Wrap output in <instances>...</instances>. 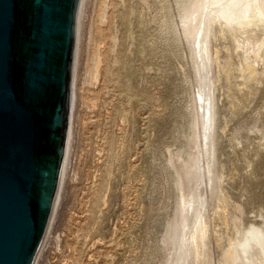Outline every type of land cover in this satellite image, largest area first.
Listing matches in <instances>:
<instances>
[{"label":"rangeland","instance_id":"obj_1","mask_svg":"<svg viewBox=\"0 0 264 264\" xmlns=\"http://www.w3.org/2000/svg\"><path fill=\"white\" fill-rule=\"evenodd\" d=\"M81 5L67 162L34 264H166L157 243L175 206L173 170L184 174L189 159L178 149L194 81L178 10L174 0H83ZM219 54L223 60L222 47ZM225 83L222 73L215 161L221 163L223 193L232 197L228 209L243 199L246 222L258 218L252 205H264V153L253 155L246 168L233 164L228 138L235 123L218 127L229 102ZM243 88L254 95L240 112L264 103L263 88ZM193 146L187 142L186 150ZM209 199L205 243L216 264V239L227 232V210Z\"/></svg>","mask_w":264,"mask_h":264},{"label":"bare ground","instance_id":"obj_2","mask_svg":"<svg viewBox=\"0 0 264 264\" xmlns=\"http://www.w3.org/2000/svg\"><path fill=\"white\" fill-rule=\"evenodd\" d=\"M82 1L79 4L77 28ZM174 4L178 10L179 33L188 49L194 80L190 88L192 110H186V120L181 131L185 140L178 149L179 152H187L189 159L183 175L178 170H173L175 206L172 216L163 226L157 244L164 249L166 264H212L205 243L207 230L204 222L209 197V200L215 201L213 204L224 205L227 210L224 217L227 232L220 237L223 241L216 239V264H264V205H252L256 209L253 216L258 218L246 222L243 218V199L233 202L231 209H228L232 197L223 193L221 163L215 161L214 147L216 90L219 78L224 73L225 89L233 86L235 92L224 93L229 102L225 110L221 111L218 127L221 129L227 123H235L228 138L233 147V164L237 162L246 168L252 163L253 155L258 153L260 157L264 153V103L259 108L256 106L240 112L242 104H246L254 95L253 92L244 90L247 82L248 89H264V0H174ZM161 7L163 8L162 5ZM169 29V37L175 46L171 22ZM220 40L222 45L218 42ZM221 47L224 49L223 60L219 54ZM236 94L242 95L241 100ZM70 98L71 111L72 80ZM70 133L69 122L53 209L34 260L44 245L58 200ZM222 133L223 137L224 132ZM190 141L194 146L188 152L186 145ZM217 164L220 165L218 170ZM243 194L240 193L241 196ZM34 260L32 264L35 263Z\"/></svg>","mask_w":264,"mask_h":264},{"label":"water","instance_id":"obj_3","mask_svg":"<svg viewBox=\"0 0 264 264\" xmlns=\"http://www.w3.org/2000/svg\"><path fill=\"white\" fill-rule=\"evenodd\" d=\"M79 2L0 0V264H32L50 219L68 134Z\"/></svg>","mask_w":264,"mask_h":264}]
</instances>
